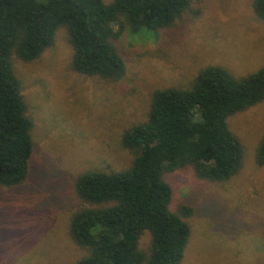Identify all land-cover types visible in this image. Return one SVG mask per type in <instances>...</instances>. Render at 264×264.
Segmentation results:
<instances>
[{
    "label": "rangeland",
    "instance_id": "374dc122",
    "mask_svg": "<svg viewBox=\"0 0 264 264\" xmlns=\"http://www.w3.org/2000/svg\"><path fill=\"white\" fill-rule=\"evenodd\" d=\"M253 4L201 0L198 14L185 15L173 29L126 30L116 42L126 64L118 82L75 72L65 29L36 61H15L35 147L25 183L0 186V264H77L88 255L70 234L72 216L85 206L77 178L132 165L122 136L147 119L156 90L188 88L209 66L237 78L264 67V20ZM228 124L244 147L239 174L221 183L191 168L166 176L174 191L171 210H194L184 218L191 236L182 264H264V165L257 162L264 102ZM149 241L145 233L141 248Z\"/></svg>",
    "mask_w": 264,
    "mask_h": 264
},
{
    "label": "trees",
    "instance_id": "16d2710c",
    "mask_svg": "<svg viewBox=\"0 0 264 264\" xmlns=\"http://www.w3.org/2000/svg\"><path fill=\"white\" fill-rule=\"evenodd\" d=\"M201 0H0V186L15 187L29 178L34 141L15 61H36L68 33L72 69L118 82L126 64L116 42L129 30L173 29ZM264 20V0H254ZM264 102V67L237 78L209 66L185 89L156 90L147 119L122 136L133 155L123 171H87L76 181L85 204L70 220L74 242L88 250L77 264H182L194 214L171 210L173 188L166 176L187 168L211 182L240 173L245 152L232 132L230 117ZM264 165V138L257 152ZM150 234L149 246L141 239Z\"/></svg>",
    "mask_w": 264,
    "mask_h": 264
}]
</instances>
